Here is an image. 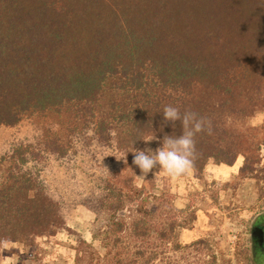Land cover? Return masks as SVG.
I'll return each instance as SVG.
<instances>
[{
  "label": "trees",
  "instance_id": "obj_1",
  "mask_svg": "<svg viewBox=\"0 0 264 264\" xmlns=\"http://www.w3.org/2000/svg\"><path fill=\"white\" fill-rule=\"evenodd\" d=\"M168 105L212 122L196 136L197 180L238 157V178L264 180V118L250 123L264 113V0H0V128L35 127L0 156V246L65 232L74 264L211 250L179 243L195 211L128 167L148 138L182 134L164 123ZM76 207L94 215L98 249L67 225Z\"/></svg>",
  "mask_w": 264,
  "mask_h": 264
},
{
  "label": "rangeland",
  "instance_id": "obj_2",
  "mask_svg": "<svg viewBox=\"0 0 264 264\" xmlns=\"http://www.w3.org/2000/svg\"><path fill=\"white\" fill-rule=\"evenodd\" d=\"M264 113L251 118V124H259ZM35 127L23 121L13 128H0V156L16 143L30 141ZM152 137L145 146L158 147ZM149 141V142H147ZM147 142V144H146ZM142 147V148H144ZM264 163V145L261 148ZM242 165L238 157L231 166L216 165L209 161L204 168L202 180L192 173L180 179H171L163 172L150 173L156 188L165 191L168 204L177 210L195 211V221L189 229L180 231L179 243L187 245L198 238L207 239L211 250H193L170 255L174 264H207L214 254L215 264H257L252 255L250 231L254 221L264 215V180L238 178ZM54 167L55 165H51ZM137 175H139V170ZM139 181V180H138ZM140 182V181H139ZM185 215V214H183ZM94 215L83 207H76L67 216L72 231L98 249V242L91 237ZM35 247L17 243L0 246V264H74V236L60 232L54 237L39 239Z\"/></svg>",
  "mask_w": 264,
  "mask_h": 264
},
{
  "label": "clouds",
  "instance_id": "obj_3",
  "mask_svg": "<svg viewBox=\"0 0 264 264\" xmlns=\"http://www.w3.org/2000/svg\"><path fill=\"white\" fill-rule=\"evenodd\" d=\"M163 118L164 123H171L172 127H175V123L179 121L182 134L164 136L161 146L155 148L151 146L133 148L131 166L128 167L133 173L134 169L139 170V175L134 174L140 182L147 180L150 173L154 177L163 172L175 180L194 172L199 158L196 136L202 133L207 135L214 133L212 122L195 111L187 110L181 113L179 108L168 105L163 109ZM157 139L153 135L149 141ZM134 143L135 141L132 142V146ZM127 154V152L123 153L120 160L128 165ZM106 170L109 171L107 168Z\"/></svg>",
  "mask_w": 264,
  "mask_h": 264
},
{
  "label": "flooded vegetation",
  "instance_id": "obj_4",
  "mask_svg": "<svg viewBox=\"0 0 264 264\" xmlns=\"http://www.w3.org/2000/svg\"><path fill=\"white\" fill-rule=\"evenodd\" d=\"M252 227H258L260 229V240L258 238H251L252 249H255L259 253V260L257 264H264V215L259 216L253 223Z\"/></svg>",
  "mask_w": 264,
  "mask_h": 264
},
{
  "label": "water",
  "instance_id": "obj_5",
  "mask_svg": "<svg viewBox=\"0 0 264 264\" xmlns=\"http://www.w3.org/2000/svg\"><path fill=\"white\" fill-rule=\"evenodd\" d=\"M260 229L258 227H252L251 231H250V237L251 238H258V240H260Z\"/></svg>",
  "mask_w": 264,
  "mask_h": 264
},
{
  "label": "crops",
  "instance_id": "obj_6",
  "mask_svg": "<svg viewBox=\"0 0 264 264\" xmlns=\"http://www.w3.org/2000/svg\"><path fill=\"white\" fill-rule=\"evenodd\" d=\"M196 240V239H195Z\"/></svg>",
  "mask_w": 264,
  "mask_h": 264
}]
</instances>
